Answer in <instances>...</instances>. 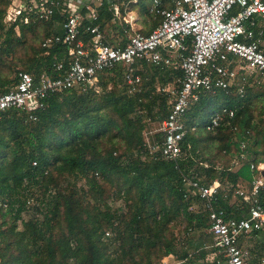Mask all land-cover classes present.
Instances as JSON below:
<instances>
[{
	"label": "trees",
	"instance_id": "1",
	"mask_svg": "<svg viewBox=\"0 0 264 264\" xmlns=\"http://www.w3.org/2000/svg\"><path fill=\"white\" fill-rule=\"evenodd\" d=\"M11 1L0 0V12ZM110 17L109 12L101 11V21ZM149 20L151 31L159 21L151 14L146 17ZM54 23L58 22L35 20L26 25H9L2 41L4 52L15 54L22 37L32 32L31 54L35 51L39 55L33 52L31 59L27 56L26 65L17 69L12 79L8 78L9 70L0 69V93L15 84L19 70L30 72L35 78L43 73L58 75L52 64L65 58V48L55 47L47 54L41 48L46 36L59 32ZM0 30H4L2 25ZM4 52H0V61H5ZM123 73L124 67L118 65L100 75V81L104 75L121 79V89L107 90L106 83H102L100 95L90 90L50 95L46 107L35 112V119L16 109L0 111V264H156L162 257L177 254L176 243L169 235L172 221L182 219L187 228L201 234H206L209 226L208 212L203 206L189 210L193 199L184 197L182 174H196L208 184L218 179L223 187L251 178L247 165L237 171L216 166L227 157L225 153L231 147H237L231 139H240L244 130L252 126L246 113L253 110L260 95L257 91L246 87L243 96L236 93L235 87L215 94L202 91L184 115L187 131L182 145L187 156L176 167L159 152L149 153L142 131L145 120H162L166 116L168 100L157 86L170 84L180 71L141 62L137 70L140 89L133 95L128 94ZM224 105L235 109L233 123L238 132L233 133L226 121L215 131H207L209 116L205 117L213 107ZM155 138L160 140L159 134ZM254 144L264 152V129ZM33 161L37 162L35 166ZM65 176L84 178L96 204L104 199L107 188L118 182L117 191L123 190L132 201L130 217L125 220L127 248L122 246L114 257L108 254V243L103 238L106 229L114 224V213L106 204L85 205L75 190L57 191L58 181ZM32 186L44 191L37 205L30 207L24 193ZM51 187L57 192L46 198L44 195ZM226 193L224 196L221 192L214 204L228 214H236L237 201L231 202L232 195ZM29 209L33 212L26 219L23 213ZM136 229L138 236H134ZM188 254L184 251L176 257L187 260Z\"/></svg>",
	"mask_w": 264,
	"mask_h": 264
},
{
	"label": "built area",
	"instance_id": "2",
	"mask_svg": "<svg viewBox=\"0 0 264 264\" xmlns=\"http://www.w3.org/2000/svg\"><path fill=\"white\" fill-rule=\"evenodd\" d=\"M141 2L12 0L5 12L6 23L58 22L54 24L59 32L46 36L41 48L46 54L55 47L65 48L66 53L52 64L56 77L43 73L35 78L19 70L15 84L0 93V111L16 109L35 119V112L46 107L52 94L69 90L98 93L100 75L118 65L124 67L123 79L128 94L133 95L141 82L137 64L169 67L180 75L168 85L157 86L167 97L168 112L157 129L160 140L146 146L149 153L159 152L177 167L187 156L182 145L187 131L184 115L202 91L215 94L235 87L243 96L249 81L264 88V0H150L146 11L159 22L148 33L134 28L139 16L129 9ZM104 10L111 14L108 22L124 26V35L116 44L109 42L101 24ZM234 117L235 109L221 106L210 113L205 129L215 131L226 121L236 133ZM249 135L250 129H245L240 139H231L237 147L227 168L237 171L247 165L252 173L249 180L223 187L218 179L208 184L193 173L181 176L184 197L193 199L189 210L203 206L208 212L205 232L212 238L216 264H250L252 253L243 241L264 230V163L248 156ZM225 190L237 201L236 214L214 204L221 192L227 195ZM30 199H26L28 205ZM254 264H264V252L258 256L254 251Z\"/></svg>",
	"mask_w": 264,
	"mask_h": 264
},
{
	"label": "rangeland",
	"instance_id": "3",
	"mask_svg": "<svg viewBox=\"0 0 264 264\" xmlns=\"http://www.w3.org/2000/svg\"><path fill=\"white\" fill-rule=\"evenodd\" d=\"M123 2H127V0H122ZM150 4V0H142L141 5L139 6H130L129 9H131V11L136 12L139 16V20L138 22L141 24L143 22L146 21V17L148 16V13L146 11V8L149 6ZM7 10V8H6ZM1 11L0 12V25L3 26L4 30H0V52H4L5 51V44H3V39H4V32L8 29L9 24L6 23L4 21V17H5V12ZM128 11V10H127ZM137 22V24H138ZM104 28L106 31V34L108 36V39L111 40V38L115 37L114 39L117 40L119 38H121L122 35L121 34V30L119 28L113 27L111 25H108V21L104 22ZM138 24V25H140ZM116 25H120L119 23H117ZM121 27H124L122 25H120ZM137 27V26H136ZM31 34L32 32H29L26 34V36L23 38L22 37V44L18 45L16 48V53L14 54H6V52L3 53L4 57H5V61H0V69L1 70H9L11 73L8 76V78L12 79L14 73L17 71V69H21L23 64L26 65V61L24 60L27 56H29V59H31V56L33 55V51L31 54L32 49L31 47ZM113 39V40H114ZM33 43V42H32ZM33 45H35L33 43ZM38 45V43L36 44V46ZM39 55V53L35 52V56ZM40 58V56L37 57L36 60H38ZM25 61V62H24ZM22 62V63H21ZM137 66L139 67V64H137ZM5 72V71H4ZM113 76H108V78L106 77V75H104L101 78L100 81V91L98 93H96V95H100L102 92V88H101V84L102 83H106V89L109 90L111 88H116V89H121V83H123V81L120 79L118 80L117 77L111 78ZM7 78V79H8ZM107 78V79H106ZM253 81H249V84L246 86L248 89L252 88L253 90L257 91L260 95H259V101L258 99L255 101L256 103L254 104V108L253 110H249L246 113V116L248 118H250L252 120V126L249 127L250 129V135H249V141H248V156L252 157V159H254V157L256 158V160H260L264 163V152L261 149H256V145L253 143L255 142L256 137H258L263 129H264V122H262V119L264 118V113H263V107H264V89L263 88H258V86L256 85H252ZM103 86V85H102ZM104 91V90H103ZM93 92V91H92ZM263 107H262V104ZM216 109H218L217 107H213L210 110V113L216 111ZM208 115L205 117V119H207ZM161 118H155V119H147L144 121V128L142 131V137H143V141L144 143H152L156 140L155 135L157 134V129L160 126V121ZM185 122V121H184ZM201 122H203V120H201ZM236 150V145L231 147L226 153L225 155H227V157L225 156V158L221 161V163L219 165H217V169H221L224 168L225 170H227V168L230 169L231 167V163L233 160V155L235 153ZM231 171H233V168L231 169ZM249 174L248 177H246L247 179L249 178ZM252 176V175H251ZM26 185V182L24 183V186ZM226 187H228V185H225ZM116 188V189H115ZM119 188L118 182L115 184L114 187H108V191H106L102 198H104L102 201H100L99 204L101 207H103L105 204L108 205L111 209V211L114 213V224L113 226L110 228L106 229L105 232V238L104 241H106L108 243V254L112 257L116 256L121 250H122V246L123 248H127L128 246V231L126 229V225H125V220L128 219L130 217V203H132V201H130L129 199L126 198L125 193L123 190L121 191H117ZM61 191L63 193H67L71 190H75L76 196L80 197V199L82 200V202L86 205V204H96L94 197H92L91 195V191H90V187L87 184V181L84 178H80L79 180H75L71 177L65 176L62 177L61 180L58 181V189L57 191ZM27 191V190H26ZM43 188L39 187V186H32L31 188H29V192H25L24 196L25 199L31 198L30 199V203L28 206L32 207L34 205H37V202H39V200L42 198V192H43ZM56 189L54 188H50L46 193H45V197L46 198H51L52 195H54L55 192H57ZM124 193V195H123ZM230 194L232 195V193L230 192ZM39 197V198H38ZM232 200H235L233 197L231 198ZM96 204V205H97ZM105 205V206H106ZM2 206L4 208H6L7 204L3 203ZM33 212L32 209H29L28 211H25L23 213L24 218H28V215L31 214ZM54 223V221H53ZM172 225L171 230L169 231V235L172 237V239H174V242L176 243V250H177V254L174 255V260L171 259V261L169 262V260H166L165 258L168 257H162L161 260H158L156 262V264H173L174 261L178 260L180 261L176 256L179 254H183L184 251H188V253H192L193 251L194 254H192L191 257L188 256L187 260H185L184 263L182 264H205L204 262L201 261V251L197 250V246L196 248L194 247L193 243H198L195 242L194 240L199 239L198 236V231L194 230V229H189L187 228L186 222L182 219H176L174 221H172L170 223ZM17 225H18V229L21 228L20 226V220L17 221ZM137 234H140V232L136 229L134 230V236H138ZM248 239V238H247ZM193 240V243L192 241ZM189 241V242H188ZM200 241V240H198ZM210 242H212L210 239H206V243L210 244ZM255 243V249L254 251L257 253H260L263 249H264V234H260L259 237H251L249 240V244L254 246ZM257 253V254H258ZM125 261L127 260V256L125 255ZM164 261V262H163ZM177 261V262H178ZM130 264H136L135 262ZM181 263V262H179Z\"/></svg>",
	"mask_w": 264,
	"mask_h": 264
},
{
	"label": "crops",
	"instance_id": "4",
	"mask_svg": "<svg viewBox=\"0 0 264 264\" xmlns=\"http://www.w3.org/2000/svg\"><path fill=\"white\" fill-rule=\"evenodd\" d=\"M104 21H109V20L105 19ZM149 21H145V22H143L141 24L139 23L140 22L139 21L138 24H140V25L137 24L136 25L137 27L135 26L134 28L135 29H141V30H144V31L148 32L152 28V23H151V21L150 22ZM108 23H109L108 25H111L113 27L119 28L121 31H122V29H124V27H121L120 25L118 26V25H113L110 22H108ZM114 38L112 37L111 40H109V42L112 43V44H116L118 40H115ZM235 60L237 61V59H235ZM260 234H264V230L259 231V232H256L255 234L252 233L251 235H249L248 237H246L245 240L243 241L244 244L246 245V247L249 248L250 251H251V253H252V259L250 261V264H254V249H255V243H254V246H253V245L249 244V240L253 236H254V238L255 237H259ZM198 236H199V239L194 240L195 242H198V243H193V240H191V241H192V243L195 246L198 247L197 250L201 251V253H202L201 254V258H200L201 261L204 262L205 264H209V263L215 264L214 262H215L216 255L214 253V248L212 247L213 241H212L211 236L208 233L201 234L199 232H198ZM206 239H210L212 242H210V244H208V243H206ZM198 240H200V241H198ZM194 252H196V251H193L192 253H189L188 256L191 257L192 254H194ZM263 252H264V249L260 253L257 252L258 254L257 253L256 254L258 256H260ZM165 259L166 260H169V262H170L171 259L174 260V257H173V255H169ZM185 260L186 259H182L180 261L177 260L178 262L175 260L173 264H182V263L185 262ZM179 262H181V263H179Z\"/></svg>",
	"mask_w": 264,
	"mask_h": 264
},
{
	"label": "water",
	"instance_id": "5",
	"mask_svg": "<svg viewBox=\"0 0 264 264\" xmlns=\"http://www.w3.org/2000/svg\"><path fill=\"white\" fill-rule=\"evenodd\" d=\"M261 174L264 176V170H263V171H261Z\"/></svg>",
	"mask_w": 264,
	"mask_h": 264
}]
</instances>
